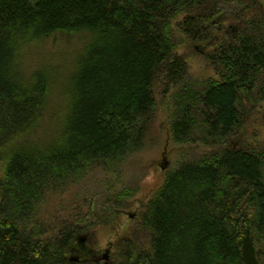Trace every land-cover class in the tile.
<instances>
[{"label": "trees", "instance_id": "trees-1", "mask_svg": "<svg viewBox=\"0 0 264 264\" xmlns=\"http://www.w3.org/2000/svg\"><path fill=\"white\" fill-rule=\"evenodd\" d=\"M66 37L72 60L44 49ZM164 97L182 158L98 264H264V0H0V264H90L127 189L31 220L88 167L154 144Z\"/></svg>", "mask_w": 264, "mask_h": 264}, {"label": "rangeland", "instance_id": "rangeland-1", "mask_svg": "<svg viewBox=\"0 0 264 264\" xmlns=\"http://www.w3.org/2000/svg\"><path fill=\"white\" fill-rule=\"evenodd\" d=\"M77 42L69 37L58 39L56 42L52 39L44 49L52 54L61 52V56H69L72 60L77 50ZM41 52L43 53L42 58H50L44 50ZM52 59L60 58L52 56ZM191 60L193 62L192 72L195 75L207 77L214 74L212 68L201 57L194 56ZM167 100L164 97L163 104L157 107L154 135L158 139L154 144L148 143L144 149L132 153L117 167H112L109 170L97 165L88 167L80 178L70 181L65 189L47 195L39 211L31 220L32 224L41 226L44 223L45 226H49L48 222L52 221L51 216L56 210L59 207L65 209L74 199L87 198L101 202L119 190L127 189L130 194L126 198L128 206L123 209L120 217L108 224L98 225L88 240V245L92 250L90 264H98L109 258V254L114 249L115 240L130 233V218L134 217L133 214L138 210L140 202L149 199L161 185L166 167H175L182 158L184 149L181 144L173 140L171 135L168 119L170 113L167 106L169 102ZM60 116L61 112L57 111L56 117L60 118ZM257 125H259L258 130L264 133V118L263 124L258 123ZM58 132L59 129L49 124L48 127L37 130L34 142L38 146H49L50 142L56 139ZM39 138L40 141H38ZM49 231L50 229L43 235L49 234Z\"/></svg>", "mask_w": 264, "mask_h": 264}]
</instances>
